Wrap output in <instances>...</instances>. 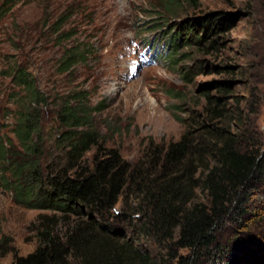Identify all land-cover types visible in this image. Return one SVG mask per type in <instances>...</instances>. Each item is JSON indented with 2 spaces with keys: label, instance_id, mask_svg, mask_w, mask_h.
Segmentation results:
<instances>
[{
  "label": "rangeland",
  "instance_id": "1",
  "mask_svg": "<svg viewBox=\"0 0 264 264\" xmlns=\"http://www.w3.org/2000/svg\"><path fill=\"white\" fill-rule=\"evenodd\" d=\"M175 1L169 9L162 0H0V12L13 3L0 16V139L8 147L7 140L18 146L14 129L26 90L15 84L12 69L20 65L34 75L36 89L48 100L41 106L42 139L50 153L43 162L55 161L51 156H56L65 164L54 146L61 133L55 111L62 99L84 92L86 106L97 107L92 126L99 135L100 155L114 149L135 163L151 142L167 147L178 141L191 118L201 112L206 95L221 96L223 83L232 88L226 98L236 119L233 134L262 153L264 0ZM68 7L73 13L64 29L74 36L58 45L46 30ZM215 17L228 31L202 41L200 24ZM190 25L193 30H186ZM184 32L195 43L184 46L182 39L177 49L170 47L174 33ZM79 45L90 46L87 59L72 72H59L64 50ZM95 152L86 154L87 162ZM198 197L209 205L202 194ZM243 208L245 220L234 223L232 214L222 238L239 237L249 260L238 264H264V184L249 193ZM114 211H120V204ZM41 214L50 215L15 204L0 183V264H14L16 257L36 248ZM178 234L179 229L175 240ZM150 251L153 264H183L190 255L174 241Z\"/></svg>",
  "mask_w": 264,
  "mask_h": 264
},
{
  "label": "trees",
  "instance_id": "2",
  "mask_svg": "<svg viewBox=\"0 0 264 264\" xmlns=\"http://www.w3.org/2000/svg\"><path fill=\"white\" fill-rule=\"evenodd\" d=\"M162 3L169 9L177 5L175 0ZM12 5L7 3L0 16ZM72 13L68 7L46 30L54 43L73 39L74 34L64 29ZM228 28L220 17L208 19L200 24L205 34L200 39L217 37ZM185 35L174 33L169 46L177 49L182 39L184 46L195 43ZM89 47L65 49L59 72H72L87 59ZM12 70L13 81L26 95L14 129L18 146L7 140L8 147L0 139V183L15 204L50 213L37 218L36 248L16 257L14 264H153L150 249L170 241L190 251L183 264L248 262L239 237H222L232 214L234 223L245 220L249 193L264 184V151L252 150L233 134L236 119L226 98L230 83L221 85V96L206 95L201 112L191 118L178 141L167 147L151 142L135 163L114 149L100 155L99 135L92 126L97 107L86 106L84 92L62 99L55 111L61 133L54 146L65 157L63 164L56 156H51L55 161H42L50 156L41 121L47 96L36 89L34 75L24 66ZM93 149L87 162L85 156ZM118 204L120 211H114Z\"/></svg>",
  "mask_w": 264,
  "mask_h": 264
}]
</instances>
